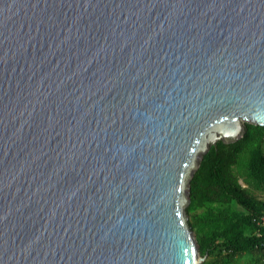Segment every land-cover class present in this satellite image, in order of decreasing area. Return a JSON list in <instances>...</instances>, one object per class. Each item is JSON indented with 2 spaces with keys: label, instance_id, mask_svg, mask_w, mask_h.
Masks as SVG:
<instances>
[{
  "label": "water",
  "instance_id": "obj_1",
  "mask_svg": "<svg viewBox=\"0 0 264 264\" xmlns=\"http://www.w3.org/2000/svg\"><path fill=\"white\" fill-rule=\"evenodd\" d=\"M264 126V0H0V264H201L190 181Z\"/></svg>",
  "mask_w": 264,
  "mask_h": 264
},
{
  "label": "trees",
  "instance_id": "obj_2",
  "mask_svg": "<svg viewBox=\"0 0 264 264\" xmlns=\"http://www.w3.org/2000/svg\"><path fill=\"white\" fill-rule=\"evenodd\" d=\"M263 145L264 126L246 122L238 140L210 146L191 178L188 222L200 255L212 257L206 264H264V224L257 221L264 216ZM217 204L240 209L215 210ZM198 208L205 213H192Z\"/></svg>",
  "mask_w": 264,
  "mask_h": 264
},
{
  "label": "rangeland",
  "instance_id": "obj_3",
  "mask_svg": "<svg viewBox=\"0 0 264 264\" xmlns=\"http://www.w3.org/2000/svg\"><path fill=\"white\" fill-rule=\"evenodd\" d=\"M245 123H246V122H245ZM263 148H264V145H263ZM238 181H239L243 186H247L246 182L243 180V176H239V177H238ZM224 207H228V208L230 207V208H232V209H240V206L237 205V204H217V205L213 206V208H214L215 210H222ZM192 213H194L195 215H201V214H204L205 212H204L203 209L198 208V209H194V210L192 211ZM188 218H189V215H188ZM210 260H212V257L203 256V259L201 260V264H202V262H205V264H206V263H208ZM240 261H241V262L246 261V256H244ZM224 264H225V263H224Z\"/></svg>",
  "mask_w": 264,
  "mask_h": 264
},
{
  "label": "built area",
  "instance_id": "obj_4",
  "mask_svg": "<svg viewBox=\"0 0 264 264\" xmlns=\"http://www.w3.org/2000/svg\"><path fill=\"white\" fill-rule=\"evenodd\" d=\"M257 221L260 222L261 224H264V216H261V218H258Z\"/></svg>",
  "mask_w": 264,
  "mask_h": 264
}]
</instances>
